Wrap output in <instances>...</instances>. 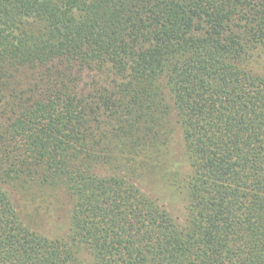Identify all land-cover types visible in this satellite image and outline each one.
I'll list each match as a JSON object with an SVG mask.
<instances>
[{"label":"trees","instance_id":"1","mask_svg":"<svg viewBox=\"0 0 264 264\" xmlns=\"http://www.w3.org/2000/svg\"><path fill=\"white\" fill-rule=\"evenodd\" d=\"M262 61L264 0H0V264H264ZM172 122L182 219L138 185Z\"/></svg>","mask_w":264,"mask_h":264},{"label":"rangeland","instance_id":"2","mask_svg":"<svg viewBox=\"0 0 264 264\" xmlns=\"http://www.w3.org/2000/svg\"><path fill=\"white\" fill-rule=\"evenodd\" d=\"M257 70L264 73V61L257 66ZM173 125L174 133L169 144L150 161L152 166L143 178H138V185L173 217L182 219L186 201L180 179H185L188 163L181 129L176 123ZM12 192L26 223L31 227L50 238L61 237L68 231L71 198L65 190L34 187L25 198Z\"/></svg>","mask_w":264,"mask_h":264}]
</instances>
